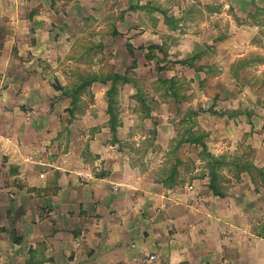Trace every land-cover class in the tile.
I'll use <instances>...</instances> for the list:
<instances>
[{
  "label": "crops",
  "instance_id": "0c3cea01",
  "mask_svg": "<svg viewBox=\"0 0 264 264\" xmlns=\"http://www.w3.org/2000/svg\"><path fill=\"white\" fill-rule=\"evenodd\" d=\"M124 24L175 30L214 62L264 52V0H0V264H264V187L247 173L222 196L210 181L168 184L89 133L101 122L83 113L87 89L77 104L68 94L70 64L85 57L71 48ZM89 108L112 133L108 100ZM223 121L213 154L230 157L250 143L241 119ZM252 122L259 155L264 117Z\"/></svg>",
  "mask_w": 264,
  "mask_h": 264
},
{
  "label": "rangeland",
  "instance_id": "374dc122",
  "mask_svg": "<svg viewBox=\"0 0 264 264\" xmlns=\"http://www.w3.org/2000/svg\"><path fill=\"white\" fill-rule=\"evenodd\" d=\"M142 22L147 18L136 16L134 26H142ZM157 26L135 31L125 30V24L123 31L102 29L96 34L100 42L96 46L71 48L72 58H79L83 51L85 57L82 62L70 64L66 75L70 90L86 79L113 73L127 75L131 80L118 83L115 107L119 128L114 138L110 131L100 128L109 116L103 110L89 108L93 103H107L105 91L110 84L95 82L86 88L83 102L89 110L83 113L93 112L101 122L89 133L100 130L107 140L106 147L121 153L122 162L139 172L162 176L168 184H178L182 176V184L197 180L206 186L214 169L221 191L240 181L242 173L264 187V152L259 156L258 147H253L260 142V128L258 136L254 135L252 122L255 117H264V52L252 50L243 58L214 62L208 54L212 48H181L176 44L175 30H159ZM160 39L163 45L157 43ZM170 79H174L172 84L164 83ZM256 106L263 109L256 110ZM193 112L199 113L192 115ZM240 119L250 144L245 143L239 153L241 147L235 141L227 145L230 157L214 155L224 147L213 136L218 134L223 120ZM262 130L264 133V127Z\"/></svg>",
  "mask_w": 264,
  "mask_h": 264
},
{
  "label": "trees",
  "instance_id": "16d2710c",
  "mask_svg": "<svg viewBox=\"0 0 264 264\" xmlns=\"http://www.w3.org/2000/svg\"><path fill=\"white\" fill-rule=\"evenodd\" d=\"M130 81L131 80L127 75L125 76V75H121L118 73H113L105 77H96V78L86 79L82 81V83H80L79 85L75 86L72 90H70L68 94L73 98L72 103L77 104L82 92H84L87 87H90L95 82H101L103 84H110V89L107 91V97H108L107 113L110 115V121H109L110 128L112 130L113 135L116 136L117 127L119 123H118V114H117L116 107H115V103H116L115 94L117 93V89L119 87L118 83L120 82L128 83ZM173 81L174 79L164 80V83L172 84ZM170 91H172V94L175 95V88L172 85L170 86ZM199 112H201V110ZM199 112H193L192 115L193 114L197 115ZM211 155L210 157L214 159L215 163H217L218 160L214 158L213 155L212 156ZM210 173H211L210 174L211 175V180H210L211 189H213L217 195L222 196L223 194L217 186V176H218L217 171L213 169Z\"/></svg>",
  "mask_w": 264,
  "mask_h": 264
}]
</instances>
